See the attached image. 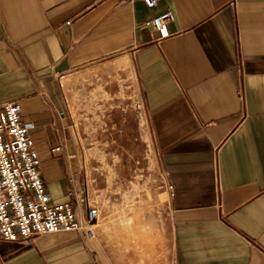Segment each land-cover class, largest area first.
<instances>
[{"label":"crops","instance_id":"obj_1","mask_svg":"<svg viewBox=\"0 0 264 264\" xmlns=\"http://www.w3.org/2000/svg\"><path fill=\"white\" fill-rule=\"evenodd\" d=\"M117 54L171 186L166 264H264V0H0V102L21 104L54 201L88 195L61 77ZM102 250L41 233L0 240V264H152Z\"/></svg>","mask_w":264,"mask_h":264},{"label":"rangeland","instance_id":"obj_2","mask_svg":"<svg viewBox=\"0 0 264 264\" xmlns=\"http://www.w3.org/2000/svg\"><path fill=\"white\" fill-rule=\"evenodd\" d=\"M117 54L63 74L66 106L89 199L100 208L96 241L152 264L170 259L168 186L132 66ZM151 245V249L148 247Z\"/></svg>","mask_w":264,"mask_h":264},{"label":"built area","instance_id":"obj_3","mask_svg":"<svg viewBox=\"0 0 264 264\" xmlns=\"http://www.w3.org/2000/svg\"><path fill=\"white\" fill-rule=\"evenodd\" d=\"M142 1L149 9L157 3ZM172 19L173 13L164 10L148 22L160 29ZM21 112L16 100L0 102V240L29 242L38 234L61 231L94 240L99 206L80 191H69L72 202L51 198L38 169L30 125L21 121Z\"/></svg>","mask_w":264,"mask_h":264}]
</instances>
